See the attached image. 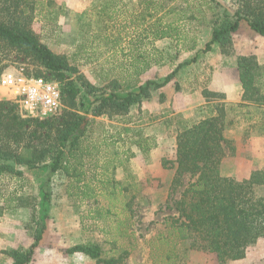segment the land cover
<instances>
[{"label": "rangeland", "instance_id": "obj_1", "mask_svg": "<svg viewBox=\"0 0 264 264\" xmlns=\"http://www.w3.org/2000/svg\"><path fill=\"white\" fill-rule=\"evenodd\" d=\"M140 1L29 0L34 7L30 27L40 42L77 68L72 78L82 74L104 91L115 89L124 96L137 91L146 81L163 79L180 64L190 63L164 89L163 100L160 98L163 89L152 90L151 97L145 98L141 106L135 104L122 120L89 115L93 122L88 134L75 153L76 158L62 171L51 174L46 168L30 170L14 164L23 172L22 176L0 172V264H12L13 258L5 252L28 250L36 230L43 227V239L28 264H96L84 254L64 253L77 244H99L104 256L128 249L130 254L123 264H152L147 241L162 228L167 216L175 214L167 207L173 205V199H180L184 187L173 194L171 185L164 188L161 182L151 181L144 168L157 163L175 170L178 132L185 125L215 114L217 104L223 102L213 93L204 92L209 93L205 94L209 100L217 103L207 112L203 106L192 108L187 119L181 113L176 114L173 104L177 101L182 108L198 105L200 92L207 88L218 70L230 65L234 55H220V50H213L200 53L193 62L195 55L186 49L193 41L210 40L217 13L214 5L203 0H169V7H176L178 14L163 13L164 21H177L179 14L184 13L185 18L178 23L186 38L180 41L168 38L169 42L159 48L157 41L146 37L147 21L140 19L143 11ZM218 1L233 8L232 1ZM188 5L190 10L179 13ZM193 14L197 18H191ZM233 42L241 54L251 53L254 48L261 53L237 57L256 56L264 65V39L242 31L234 35ZM0 63L4 72L43 71L34 59L9 47L0 48ZM87 104L80 109L83 114ZM237 105H228L231 107L229 118L234 124L226 131V137L232 141L234 150L226 149L222 174L243 180L253 170L264 168V126H261L264 113L256 107L246 109ZM141 138H152L156 147L143 153L133 143ZM162 139L163 150L151 157ZM131 154L135 157L131 158ZM138 155L143 158H137ZM188 181L186 177L185 183ZM44 185L51 193L46 220L41 213ZM179 253L183 256V247ZM182 263L217 264L214 256L197 251L186 252ZM229 264H264V239L249 249L246 262Z\"/></svg>", "mask_w": 264, "mask_h": 264}, {"label": "trees", "instance_id": "obj_2", "mask_svg": "<svg viewBox=\"0 0 264 264\" xmlns=\"http://www.w3.org/2000/svg\"><path fill=\"white\" fill-rule=\"evenodd\" d=\"M203 1L214 5L217 13L211 38L196 55L209 53L214 44H219L222 54L232 55L233 38L242 23L264 37V0H232V9L218 0ZM139 5L143 8L140 19L147 21L148 39L180 41L186 38L178 21L185 18L181 12L190 10L189 5L179 12L177 21L171 22L164 21L165 14L178 13L176 7H169V0H141ZM33 11L29 0H0V48L16 49L34 59L43 71L26 75L57 83L62 92L63 107L59 114L40 120L24 116L15 101L0 98V161L3 162L0 172L19 176L23 172L14 164L30 170L46 168L51 174L62 171L71 159L76 158L75 153L88 134L93 122L89 115L126 118L135 104L141 106L145 98L151 97L152 90H161L172 83L179 70L190 63L180 64L163 79L146 81L137 91L127 95L121 96L115 89L107 92L92 85L82 74L72 78L77 68L70 66L66 57L53 53L42 44L32 31ZM191 18L197 17L193 14ZM196 48L197 43L193 41L186 49ZM153 51L161 55L155 47ZM159 60L155 62L159 63ZM236 64L243 89L237 107H256L264 113V65L256 56H238ZM3 73L4 67L0 65V78ZM213 95L224 98L218 93ZM160 98L164 99L163 93ZM86 104L88 107L83 114L80 109ZM230 108L225 103H218L215 114L185 125L178 132L173 161L175 174L170 189L173 194L180 188L184 187V190L180 199H173V205L167 207L175 214L167 216L162 228L147 241L152 264H183L182 259L188 251L212 255L217 264H229L245 259L249 249L264 239V168L253 170L243 180L222 174L226 149L234 150L232 141L226 137V131L234 124L229 118ZM133 143L143 153L156 147L152 138H141ZM133 157L135 154H131ZM186 177H189L187 184ZM41 200L42 218L46 220L51 200L46 185L41 187ZM44 231L45 227L36 230L28 250L5 252L13 258L12 264L32 261ZM131 235L126 234L127 237ZM182 247L183 256L179 253ZM64 253L84 254L96 264H123L130 251L121 249L112 256H104L99 244H77L65 249Z\"/></svg>", "mask_w": 264, "mask_h": 264}, {"label": "crops", "instance_id": "obj_3", "mask_svg": "<svg viewBox=\"0 0 264 264\" xmlns=\"http://www.w3.org/2000/svg\"><path fill=\"white\" fill-rule=\"evenodd\" d=\"M232 0H224L223 3H229ZM246 23H242L237 34H240V32H246L247 34H251L252 36H258L259 38L264 39V37H261L260 35H258L257 33H255L253 30L250 29V27L248 26ZM169 42L168 38L162 39V40H157L156 45L157 47L161 48L163 45L167 44ZM207 41L203 38V39H199L197 41V48L195 50L189 51V54H194V58L197 57V51L199 49H201L203 47V45L206 43ZM245 44H249V43H245ZM213 50H220L219 44H214L213 45ZM221 51V50H220ZM241 49H239L238 45L235 43L234 45V51L233 57H231L230 61H229V66H225L222 69L218 70L217 73L214 75V78L211 80V82L209 83V85L207 86V88L203 91L200 92V98H199V104L198 105H194L192 107H184L182 108L177 101H175L174 105V109L176 111V114H183L184 118H190L191 117V111L192 108H196L197 106H203L202 109H206L205 112H207L208 110H210V108L217 103L216 100L212 99L209 100V98H207V96H205V94H209V93H205L204 92H211V93H218L220 95H223L224 98L220 99L222 100L223 103L227 104V105H232V104H238L241 102L242 100V94H243V89H242V85L241 82L239 80V76H238V70H237V64H236V59L237 56L236 55H261V53L259 54V52L257 51L256 48L253 49V52L251 53H247V52H243L241 54ZM211 52V51H210ZM209 52V53H210ZM184 55H187V52H184ZM220 55H223L222 53H220ZM233 63V64H232ZM171 83L169 85H167L165 88L170 87ZM177 86V85H176ZM162 93L166 94L164 91ZM166 96V95H165ZM169 101L171 103V98H169ZM166 100V99H165ZM191 103L194 102V100L190 101ZM169 103V105H170ZM200 114V113H199ZM205 117H203L202 119H204ZM163 144H164V140L162 139V141H159V145L157 146V148L152 151L151 153V157L157 156L155 154L160 153L161 150H163ZM176 154V151H175ZM176 156V155H175ZM137 158L142 159L143 155H138ZM135 159V158H134ZM175 159V158H173ZM147 175H149V178L152 177L151 181H158L161 182V185L165 187H167L168 185H171V182L173 180L174 174H175V170H170V169H165L163 166L157 164V163H153L150 165H147L144 168V171ZM151 194V193H150ZM149 194V195H150ZM165 201V199H164ZM155 203V202H153ZM261 240V239H260ZM249 255V251L247 253V257ZM246 262V258L243 260H239V261H233L231 263H235V262Z\"/></svg>", "mask_w": 264, "mask_h": 264}, {"label": "built area", "instance_id": "obj_4", "mask_svg": "<svg viewBox=\"0 0 264 264\" xmlns=\"http://www.w3.org/2000/svg\"><path fill=\"white\" fill-rule=\"evenodd\" d=\"M0 98L15 101L24 116L40 120L58 114L63 107L62 92L57 83L28 76L23 70L2 74Z\"/></svg>", "mask_w": 264, "mask_h": 264}]
</instances>
